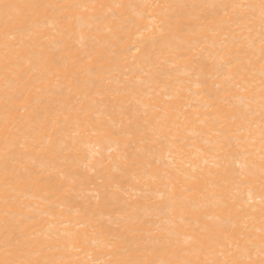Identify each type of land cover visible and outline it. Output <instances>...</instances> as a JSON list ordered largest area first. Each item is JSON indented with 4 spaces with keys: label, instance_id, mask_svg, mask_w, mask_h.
Masks as SVG:
<instances>
[{
    "label": "bare ground",
    "instance_id": "bare-ground-1",
    "mask_svg": "<svg viewBox=\"0 0 264 264\" xmlns=\"http://www.w3.org/2000/svg\"><path fill=\"white\" fill-rule=\"evenodd\" d=\"M32 3L105 7L5 25L4 4ZM247 3L258 0H0V260L93 264L140 245L174 264L209 255L194 240L218 260L217 241L237 258L258 243L264 189L240 180L261 163L258 101L217 103L242 94L229 77L259 80V24L249 32L232 8Z\"/></svg>",
    "mask_w": 264,
    "mask_h": 264
},
{
    "label": "snow or ice",
    "instance_id": "snow-or-ice-1",
    "mask_svg": "<svg viewBox=\"0 0 264 264\" xmlns=\"http://www.w3.org/2000/svg\"><path fill=\"white\" fill-rule=\"evenodd\" d=\"M6 10V21L5 25L12 23L14 20L19 19L22 16H35L41 11L53 10L56 11L59 9L61 13L71 10H78L82 12H87L89 10H95L97 8H104V5L97 4H75V5H50V4H4L2 6ZM117 8H120L121 5L117 4ZM227 7V6H225ZM233 9L241 10V15L239 19H245L249 21L248 31L251 32L253 28L251 27L252 23L258 22L259 24V61H260V71H259V80L255 79V73H252L248 78L240 77V80H235L232 77H229V80L232 82L229 85V89L235 88L238 93L241 95H236L234 98L237 101V104L232 103V96L225 95L217 101L219 104H224L229 108L242 107L246 103L250 106L254 101H258L259 105V114L261 117L259 127L258 139L260 142V166L257 169V165L252 164L246 172L242 173L240 176L241 182H258L260 187L264 189V0H258V3H247V4H235L232 5ZM74 17L71 15L59 16V20L63 21L65 24L71 26ZM75 19H82V17H75ZM7 36V32H5ZM7 47V45H6ZM250 94V95H249ZM252 114L250 109L248 115ZM251 124V121H249ZM215 135L221 136L224 133L219 131L215 132ZM256 133L248 129V135L245 138L244 143H250L254 145L256 143ZM219 143V142H217ZM248 152V149H245ZM249 154H251L249 152ZM16 184H23L24 178L18 176L15 178ZM251 194L249 193V199ZM261 203H264V197L261 199ZM262 220H264V212H262ZM121 237L113 235L108 238L106 241H102V245L109 250H115V246ZM126 239V238H125ZM193 243L199 245L194 251L196 253L202 251H208L209 255L203 261H177L174 264H264V228L260 230V237L258 243H254L252 240H248L249 247L244 249L245 255L242 258H237L234 255V252L231 250L232 241L226 239L228 251H225V244L219 243L217 241L216 246L221 249L219 255L225 257L222 260L215 258V251L211 245L208 248H205L204 242L202 240H194ZM49 251H62L61 248H49ZM135 256L129 255L128 258L124 259H115L110 261H94L93 264H166L165 261L151 260L147 259V256L153 254L152 250L147 247H137L133 250ZM236 251H239L237 248ZM40 255L39 252H29V253H13L12 251H6V258L0 260V264H69V262L63 257H44L42 259H37ZM171 264V262H169Z\"/></svg>",
    "mask_w": 264,
    "mask_h": 264
}]
</instances>
